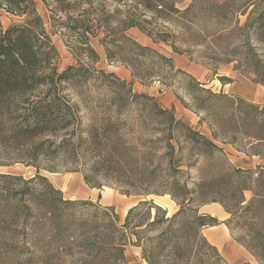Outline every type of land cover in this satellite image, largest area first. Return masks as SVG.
<instances>
[{"label":"rangeland","instance_id":"rangeland-1","mask_svg":"<svg viewBox=\"0 0 264 264\" xmlns=\"http://www.w3.org/2000/svg\"><path fill=\"white\" fill-rule=\"evenodd\" d=\"M249 2L36 0L41 22L34 14L0 9L4 29L31 24L41 50L48 52L44 71L54 79L51 85L26 89L27 95L17 96L11 111L0 117V174L36 175L34 166L15 162L5 129L30 121L31 107L45 94L76 103L79 117L68 132L50 137L57 143L50 144L52 150L64 137L73 140L62 154L59 150L60 157L42 163L57 171L40 170L64 199L74 200L52 205L55 220L48 197L36 200L34 195L35 203L27 206L30 195H22L23 185L0 177V264H126L116 249L100 241L115 235L104 219L116 212L123 224L128 211L141 203L129 227L147 217L149 208V220L157 217V223L136 227L140 245L127 247L128 264H219L203 227L204 240L195 239L194 211L208 213L211 203L224 207L211 199L221 198L234 167H257L262 158L243 159L256 150L264 154V143L244 139L247 132L264 137V113L245 115L248 109L238 97L223 91L232 78H252L235 69L244 70L249 45L264 61L259 11ZM63 72L69 78L59 82ZM57 118L54 114L49 120ZM197 132L214 144L197 143ZM86 177L101 187L91 186ZM29 185L41 187L38 181ZM252 195L245 191L247 199ZM232 227V237L241 243L243 227L237 219Z\"/></svg>","mask_w":264,"mask_h":264},{"label":"trees","instance_id":"trees-1","mask_svg":"<svg viewBox=\"0 0 264 264\" xmlns=\"http://www.w3.org/2000/svg\"><path fill=\"white\" fill-rule=\"evenodd\" d=\"M249 4L254 6V10L258 9V16L256 21L259 25L258 33H264V0H249ZM36 0H0V9H4L14 14L23 15V14H36L35 8ZM222 6H224L222 4ZM35 21L41 22V17L36 16ZM40 33H44L45 29L40 24L38 27ZM32 29L31 24H14L5 28L2 26L0 21V117H2L6 112L11 111V106H13V101L17 96L24 97L27 95L26 89H36L45 85H51L54 83V79L51 75H48L44 71V61H46L45 56L48 54L45 51L41 50V45L37 42V34ZM37 36V37H36ZM50 43V41H47ZM247 56L244 57L245 64L241 71L239 67L235 69L245 75H250L254 82L264 85V61L258 57L252 46L249 45V48L244 51ZM252 55L250 57L249 55ZM59 82L63 80H68L69 75L67 72H63L57 75ZM225 80V78L223 79ZM196 81V79H195ZM197 82V81H196ZM197 84H199L197 82ZM202 84V83H201ZM200 86V85H199ZM224 93H222L223 95ZM43 100L35 103L31 107V120L28 122H13L10 127V130L5 129L7 133L5 141L9 142L10 147H12V153L14 156L15 162H22L26 165H32L36 168V175L29 179H25L21 175L15 174H0V177L5 181H11L16 185H23L21 191L23 194L30 195L28 203L25 202L27 206H31V202L35 203L36 200H41L43 198L49 199V215L53 218H56V211L54 209L55 205L59 203L73 204L74 200L64 199L62 197V191L56 188L52 182L48 179L47 176L41 174V169H46L51 172H56L57 169L52 166L43 167L42 163L51 158L55 159L60 157L57 155L59 150L61 154L64 152V147H69L72 138L64 137L60 144L56 146V150H52L51 143L57 144L51 140V136L56 137L58 133L68 132L74 119L78 117V106L76 103H70V101H61L59 95L55 94H45ZM242 105L246 106L244 114L248 116L249 110H252L256 113H264V107H260L254 103L248 102L246 100L238 99ZM22 101V100H21ZM25 102L30 100L26 97ZM70 116H67L68 114ZM56 114V117L60 116L61 120L58 118L55 119L57 122H50V116ZM64 115H66L64 117ZM76 117V118H75ZM2 123L0 122V133H3L4 130L1 128ZM6 124V122H4ZM177 124V123H176ZM260 125L264 128V122H260ZM197 136V137H196ZM49 137V138H46ZM193 139L197 143H202L204 145H213L214 143L208 140L201 133H195ZM251 139L249 144L259 145L264 143V137L260 136H251L249 132L244 136V139ZM243 161L246 163H251L253 156H259L262 158V162L257 165V167H245V166H235L233 172L230 174L228 182L225 184V192H219L221 198H213L211 201H219L230 213V217L226 221L228 227L232 230V223L237 219V226L243 227V234L246 238L243 237L241 240L242 244L250 249V251L256 256L261 264H264V154L256 150L251 154H246ZM50 162V161H48ZM77 171V170H76ZM38 181L41 187L35 189L33 183ZM86 182L89 183V179L86 177ZM90 184V183H89ZM29 185V186H28ZM93 187H101L100 185H92ZM25 187V188H24ZM252 191L253 195L250 199H247L245 196V191ZM7 191V190H6ZM18 190H14L13 194L10 193V196L15 197ZM40 194V195H37ZM47 194V195H46ZM44 195H46L44 197ZM203 202H206L205 200ZM54 207H53V206ZM141 204L133 206L127 213L125 222L120 224V217L116 212H112V218L104 219L108 221L109 225L113 227L115 235L112 239L107 241V239L100 240L104 245H110L113 249H116L119 253L120 259L123 260L126 264L125 251L129 245H136L139 242V233L137 232L138 226H142L146 221H150L153 225L157 223V217L153 220H149L152 215V208H149L147 217L143 220H140L138 224H135L133 227H129L131 220L135 215L136 211L139 209ZM24 206V205H23ZM58 206V205H57ZM56 206V207H57ZM107 210L108 207H105ZM160 209V207H159ZM110 210V209H109ZM195 221L197 223L198 231L195 233V239L197 243L202 236H200V229L205 226H211L219 224L220 220L208 213L199 214L195 209ZM108 214L104 216L106 218ZM53 218V220H55ZM149 223V222H148ZM136 230L135 232L132 231ZM161 234V233H160ZM136 236V238H134ZM159 237V236H158ZM157 236L148 238L149 241H153L158 238ZM204 240V238H203ZM206 241V239H205ZM207 242V241H206ZM209 249L212 251V257H215L216 262L220 264H229L223 255L219 252L218 248L206 243ZM140 245V242H139ZM143 246V245H142ZM102 247V245H101ZM144 250L145 247L143 248ZM193 252V248L190 251ZM197 253V249L194 250V254ZM146 254V252H144ZM146 256H144L145 258ZM186 257V256H185ZM147 260V257L145 258Z\"/></svg>","mask_w":264,"mask_h":264},{"label":"crops","instance_id":"crops-1","mask_svg":"<svg viewBox=\"0 0 264 264\" xmlns=\"http://www.w3.org/2000/svg\"><path fill=\"white\" fill-rule=\"evenodd\" d=\"M181 69L189 71L187 70L188 68L182 67ZM189 72L191 73V71ZM220 75L221 74L218 76ZM202 76L203 74L197 77ZM240 76L241 77L232 78L233 82L229 83L230 88H228V90L224 88L223 91L237 96L238 99L246 100L259 105L260 107H264V85L254 82L252 78H248L244 75ZM198 80L201 79L198 78ZM253 158L260 157L253 156ZM206 211L212 215L216 214L222 221L229 218L230 215V213L227 212L224 207L216 203L206 205ZM203 233L218 248L229 264H259L256 257L245 246L232 237L226 223L203 227Z\"/></svg>","mask_w":264,"mask_h":264}]
</instances>
